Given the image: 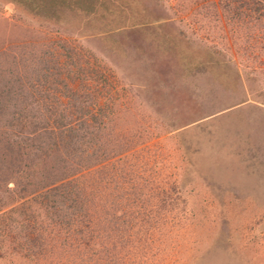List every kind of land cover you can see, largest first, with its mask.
I'll list each match as a JSON object with an SVG mask.
<instances>
[{"label": "rangeland", "instance_id": "obj_1", "mask_svg": "<svg viewBox=\"0 0 264 264\" xmlns=\"http://www.w3.org/2000/svg\"><path fill=\"white\" fill-rule=\"evenodd\" d=\"M237 5L0 0V264H264V15Z\"/></svg>", "mask_w": 264, "mask_h": 264}, {"label": "trees", "instance_id": "obj_2", "mask_svg": "<svg viewBox=\"0 0 264 264\" xmlns=\"http://www.w3.org/2000/svg\"><path fill=\"white\" fill-rule=\"evenodd\" d=\"M222 1H226L228 3V5L232 6L234 5V3H238L236 9L238 10L237 13H239L240 15H247V16H253L256 15L259 18L264 15V0H222ZM12 85L10 86V82L7 81V84H5L4 88L2 89L1 93H3L0 99V106L2 107H7L8 105H6V103L8 102V99L10 97H8L9 95L11 96L13 94V89H12ZM5 94V96H4ZM9 94V95H8ZM4 96V98L2 97ZM3 99V100H2ZM7 100V101H6ZM6 102V103H5ZM4 112H2L0 110V114H3ZM22 141L17 140V138L14 139V142H9L8 143V155L13 159H17L20 160L18 156L23 157V155H25V153H22V150H26L25 152L29 151L30 155L35 152L33 150V148L31 147H27V148H23L21 145ZM7 152V151H6ZM7 155V156H8ZM28 155V154H26ZM36 155V153H35ZM21 168V165H20ZM22 169H23V165H22ZM55 167H51V170L48 171L49 174H47L46 179H44V181H40L38 182V187L36 190H52L51 192L57 191V190H61L63 188V186L58 187L56 186L58 182H61L62 179L63 180H67L68 178H61L60 176H58L57 174L59 173H54L53 171L55 170ZM31 170H33V167H31ZM33 172V171H32ZM35 174V171H34ZM71 174V175H70ZM68 176H72V174L74 173H70ZM58 177H60L58 179ZM63 182V181H62ZM35 190V192H37ZM50 192V193H51Z\"/></svg>", "mask_w": 264, "mask_h": 264}]
</instances>
